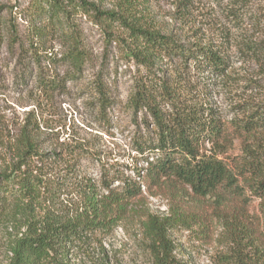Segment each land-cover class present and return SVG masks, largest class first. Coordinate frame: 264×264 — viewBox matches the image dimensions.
I'll return each instance as SVG.
<instances>
[{
  "label": "trees",
  "instance_id": "1",
  "mask_svg": "<svg viewBox=\"0 0 264 264\" xmlns=\"http://www.w3.org/2000/svg\"><path fill=\"white\" fill-rule=\"evenodd\" d=\"M186 4L178 0L177 6ZM143 10L139 0H120L106 10L89 0H34L33 11L46 23L34 25L28 46L20 45L37 64L52 59L44 47L56 30L66 48L61 56L82 71L90 56L75 25L79 15L121 30L106 32L145 69L129 98L133 111L142 114L143 131L133 136L131 163L97 158L99 176L93 178L75 164L95 151L73 139L42 152L35 138L39 117L30 111L12 140L16 161L0 173V215L12 213L21 230L8 246V264H70L71 246L110 234L129 216L143 218L150 264H182L170 231L183 228L200 239L215 227L222 264H264V103L224 121L208 99L192 93L190 77L228 74L226 48L201 39L182 41L149 24ZM156 59L169 64L167 76L157 74L164 71ZM38 80L41 91L53 89L46 77ZM93 85L105 120L107 86L99 76ZM52 161L61 167L44 169ZM165 189L171 198L165 214L148 211L146 196Z\"/></svg>",
  "mask_w": 264,
  "mask_h": 264
},
{
  "label": "rangeland",
  "instance_id": "2",
  "mask_svg": "<svg viewBox=\"0 0 264 264\" xmlns=\"http://www.w3.org/2000/svg\"><path fill=\"white\" fill-rule=\"evenodd\" d=\"M89 1L106 10L120 0ZM139 2L144 18L161 31L175 33L182 41L201 39L226 48L228 74L190 77L192 93L208 99L224 121L241 117L264 103V0H187L179 7L178 0ZM33 4L34 0H0V173L16 161L12 140L32 110L39 117L35 138L42 152L58 149L60 143L73 139L84 141L95 152L92 157L76 160L75 165L93 178L99 176L97 158L119 166L131 163L133 136L143 128L139 123L142 114L133 111L129 98L138 73H145V69L128 56L118 38L112 37L121 30L116 25L106 28L105 24L79 15L75 25L90 56L82 71H74L61 56L66 48L56 30L44 47L54 61L43 57L37 64L29 54L21 53L20 45L28 46L34 25L46 23L44 18H37ZM184 8L186 15L182 17ZM110 30L112 35L106 32ZM155 63L164 71L158 75L170 73L165 60L156 59ZM96 76L106 84L110 98L105 120L96 102ZM39 77L52 81L53 89L41 91ZM61 165L52 161L44 169H58ZM169 195V189L157 196L147 195L146 209L165 214L171 204ZM19 231L12 213L0 215V264H8V246ZM218 231L215 227L209 238L200 239L183 228L170 231L177 259L182 264H222ZM67 258L70 264H150L143 218L129 216L110 234L76 242Z\"/></svg>",
  "mask_w": 264,
  "mask_h": 264
}]
</instances>
